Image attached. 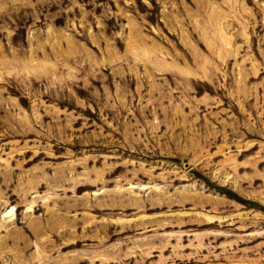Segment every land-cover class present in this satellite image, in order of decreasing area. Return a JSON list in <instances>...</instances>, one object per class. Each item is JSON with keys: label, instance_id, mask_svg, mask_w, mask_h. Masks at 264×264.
Masks as SVG:
<instances>
[{"label": "rangeland", "instance_id": "374dc122", "mask_svg": "<svg viewBox=\"0 0 264 264\" xmlns=\"http://www.w3.org/2000/svg\"><path fill=\"white\" fill-rule=\"evenodd\" d=\"M0 264H264V0H0Z\"/></svg>", "mask_w": 264, "mask_h": 264}]
</instances>
